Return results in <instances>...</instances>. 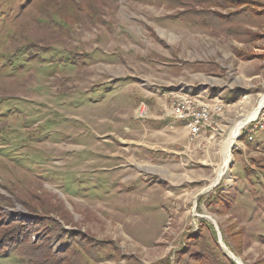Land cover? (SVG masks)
<instances>
[{
  "label": "rangeland",
  "instance_id": "374dc122",
  "mask_svg": "<svg viewBox=\"0 0 264 264\" xmlns=\"http://www.w3.org/2000/svg\"><path fill=\"white\" fill-rule=\"evenodd\" d=\"M243 3L0 0L3 223L61 227L60 264H264V0ZM176 94L212 104L194 137Z\"/></svg>",
  "mask_w": 264,
  "mask_h": 264
},
{
  "label": "trees",
  "instance_id": "16d2710c",
  "mask_svg": "<svg viewBox=\"0 0 264 264\" xmlns=\"http://www.w3.org/2000/svg\"><path fill=\"white\" fill-rule=\"evenodd\" d=\"M201 1L202 0H200V2ZM206 1H208L212 5L225 7V8L230 7V6H239L241 4H246V3H243L246 0H206ZM183 14L185 15L188 13L183 12ZM183 14L179 16H184ZM203 23H206V21L204 20ZM249 141H253V139ZM262 171L263 172L261 174H262L263 181H264V170ZM219 195L216 194V192H214V195L211 197L214 205L219 204L221 206V202L215 201V199L219 197ZM229 196L231 197V199L230 197L229 199H226L225 196H224V199L230 202L229 205H232L231 210L233 211L234 206L235 205L237 206V200L235 198V194L234 196L233 194ZM221 199L223 200L222 197ZM25 201H26V206L29 205L30 207L31 202L29 200H25ZM31 201L34 202L36 200H31ZM31 208L32 207H30V209ZM38 209L41 210V208H38ZM3 220H4L3 217L0 216V253L3 254L4 252L14 250L16 253H19L18 255L24 258L25 260L24 262H26V264H60L63 260L67 259L64 257V253L66 251H53L50 247V239L59 233L60 234L63 233L61 227L53 226L50 229H48L47 227L42 229L43 227H41L40 221L27 222L24 220H11L8 223L4 224ZM209 229H212V232H214L213 227L211 225H209ZM40 230H43V236L40 237L37 241L30 242L29 237L32 234V232L40 231ZM214 237H215L214 235L213 237H211L212 241ZM206 238L207 237H205L204 242L208 246V244H211V243L209 242V239H206ZM200 244H202V242L199 243L198 245ZM211 246L213 248H216L215 243L214 245L211 244ZM211 251H216V249L208 250L207 253L203 255V257L207 255L205 257V260H208L209 258H211V260L214 262L215 258H213V256L211 255L210 253ZM199 254L201 255L202 253L200 252ZM226 260H227V264H235L234 260H231L230 258L226 257ZM196 262L199 263V257L196 258ZM217 262L218 264H225L220 259H217ZM169 264H185V260L183 258H180V259L177 258L175 262H172V263L170 262Z\"/></svg>",
  "mask_w": 264,
  "mask_h": 264
},
{
  "label": "built area",
  "instance_id": "2783aa9c",
  "mask_svg": "<svg viewBox=\"0 0 264 264\" xmlns=\"http://www.w3.org/2000/svg\"><path fill=\"white\" fill-rule=\"evenodd\" d=\"M178 97L180 100V107H178V109H172L173 111L172 115L177 120H180V121L182 119H190L191 120V137H194L198 135L199 132L192 130V119L200 118L201 123H204V121L207 120V116H209L208 110L209 108H211L212 104L199 103V101H191V98H188V97H181V96H178ZM200 105H207V112H200ZM195 106L199 107V109L196 110L194 108ZM259 116H261V119H264V109L261 111ZM247 123H251V121Z\"/></svg>",
  "mask_w": 264,
  "mask_h": 264
},
{
  "label": "bare ground",
  "instance_id": "6f19581e",
  "mask_svg": "<svg viewBox=\"0 0 264 264\" xmlns=\"http://www.w3.org/2000/svg\"><path fill=\"white\" fill-rule=\"evenodd\" d=\"M178 92V91H177ZM173 94V93H172ZM172 96V95H171ZM175 98H177L179 96V94H176V95H173ZM191 100H194V101H198L197 98L195 97H192ZM262 102H264V99L262 100ZM264 105V104H263ZM262 105V106H263ZM178 107H180V102L176 104V108L175 109H178ZM207 106H203L201 109H200V112H207V109H206ZM255 112L251 113L250 116L246 117L245 119H242V120H239L232 128L231 130V133H230V140L232 141L233 138H235V136L237 135L238 131L240 130V128L244 125V123L246 124L248 121H251V119L254 118L255 116ZM208 118V116H207ZM249 119V120H248ZM248 120V121H247ZM181 121H184L186 123V120L182 119ZM247 121V122H246ZM201 120L200 118H193L192 119V130L193 131H197V132H200V125H201ZM186 125V128L188 129V132L189 134L191 135V120H189L188 123L185 124ZM228 151H227V155H228ZM227 158L225 159V162H226ZM224 162V163H225ZM222 172V171H221ZM221 174L219 173L218 174V177L212 181V182H217L220 178ZM211 182V183H212ZM212 185V184H211Z\"/></svg>",
  "mask_w": 264,
  "mask_h": 264
},
{
  "label": "water",
  "instance_id": "95a60500",
  "mask_svg": "<svg viewBox=\"0 0 264 264\" xmlns=\"http://www.w3.org/2000/svg\"><path fill=\"white\" fill-rule=\"evenodd\" d=\"M238 263V262H237ZM239 264V263H238ZM242 264V263H241Z\"/></svg>",
  "mask_w": 264,
  "mask_h": 264
}]
</instances>
